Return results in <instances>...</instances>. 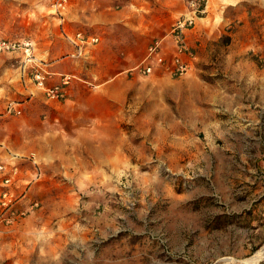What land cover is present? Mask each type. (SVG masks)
<instances>
[{
  "label": "rangeland",
  "instance_id": "374dc122",
  "mask_svg": "<svg viewBox=\"0 0 264 264\" xmlns=\"http://www.w3.org/2000/svg\"><path fill=\"white\" fill-rule=\"evenodd\" d=\"M200 1L194 58L172 77L135 67L154 39L169 57L183 0H70L61 16L54 0H0L3 20L19 11L0 39L31 41L48 84L76 77L57 106L37 91L4 110L25 176L0 184V264H222L264 248V0ZM47 6L49 26L23 21ZM51 17L97 44L75 59ZM0 59L1 89H38L20 52Z\"/></svg>",
  "mask_w": 264,
  "mask_h": 264
},
{
  "label": "built area",
  "instance_id": "2783aa9c",
  "mask_svg": "<svg viewBox=\"0 0 264 264\" xmlns=\"http://www.w3.org/2000/svg\"><path fill=\"white\" fill-rule=\"evenodd\" d=\"M183 1L186 4V11L172 23L169 32L173 44L172 49L168 51L169 57L166 56L167 51L162 40L154 39L147 47L146 62L140 67H135L139 74L149 75L159 68L160 70L166 71L172 77H180L190 68L194 55L187 44V32L193 28L194 19L197 17V14L202 12V4L200 0ZM69 2L70 0H54L52 3L54 12L61 16L62 11L66 9ZM65 38L74 45L75 52L71 55L75 57L81 55L86 45H93L98 42V37L85 35L81 31L76 32L73 36L65 33ZM15 52H20L24 66L31 69V71L25 72L30 74V80L42 91L46 100L61 101L67 98L71 84L76 78L75 75L69 73L60 74L56 81L48 84L51 73L47 70L37 68V60L34 57L31 41L0 39V55ZM19 105L18 101L9 102L5 112L10 114ZM0 169H4L3 164H0Z\"/></svg>",
  "mask_w": 264,
  "mask_h": 264
},
{
  "label": "crops",
  "instance_id": "0c3cea01",
  "mask_svg": "<svg viewBox=\"0 0 264 264\" xmlns=\"http://www.w3.org/2000/svg\"><path fill=\"white\" fill-rule=\"evenodd\" d=\"M16 8V7H15ZM45 12V13H44ZM52 12V9L50 10L49 7L47 6V11H45L43 8L40 7H35L32 8L31 10H23L22 12H20L21 15L24 16L23 21H25V23H30L34 21V18L37 20H39L40 18V22L47 24L48 26L51 24L49 23V18H45V16H48ZM48 14V15H47ZM16 15H19V11L17 9L11 11L10 13V17L5 18L4 20L0 17V28L4 27L1 25V23L3 22L5 25L7 24H13L14 22L18 21V18L16 17ZM50 17V16H49ZM54 20V25L57 26V31L59 33V35H61L63 38H65V26L63 21L61 22L60 19H56L54 17H51ZM200 19H203V17H198L195 23V26L193 28L194 30V35L190 36V41L193 42L194 40L198 39L197 37L200 35V30L201 29V24L202 21H199ZM46 30H49V28H47ZM66 39V38H65ZM67 40V39H66ZM97 44V43H96ZM2 55V54H1ZM71 55L69 54V57ZM75 59H77V57H75ZM0 64H1V59H0ZM76 90V89H75ZM37 91H39L41 93V99L43 98L45 100V102H50L47 104H51L53 103V106H57V103H61V102H54V101H48L44 98L43 93L39 90V89H1L0 87V132L2 131L3 126L8 125V123L14 119H16V116H9L6 115L4 113L5 107L8 103L9 100H13L15 99L17 96L21 97L20 95H24L27 96L25 97L26 100H24L22 103H19L21 105L26 106L28 105H32L31 103V99H33V95L32 96H28L26 95L27 92H32L33 94H39ZM73 89H70V93L73 92ZM21 93V94H19ZM19 102V101H18ZM63 105V104H62ZM27 110V109H26ZM16 117V118H15ZM20 117V116H18ZM28 116H26V121H28ZM42 122H47V121H42ZM48 123V122H47ZM28 126V123H27ZM44 127V124H43ZM50 125L48 123V125H45V129L46 130H42L41 136L42 138H49V131ZM37 135L35 133L34 129H27L26 130V139L30 138V141H34V136ZM39 136V134H38ZM47 136V137H46ZM13 146H12V140L11 138H9L8 135H1L0 134V164L4 165V169H0V184L3 185H9L10 184H14L15 186H21V182H23L24 180V176L25 174L17 167L12 165V163L16 162V153H13ZM15 160V161H12ZM9 168L13 171H7L9 170Z\"/></svg>",
  "mask_w": 264,
  "mask_h": 264
},
{
  "label": "bare ground",
  "instance_id": "6f19581e",
  "mask_svg": "<svg viewBox=\"0 0 264 264\" xmlns=\"http://www.w3.org/2000/svg\"><path fill=\"white\" fill-rule=\"evenodd\" d=\"M263 258H264V248L259 249L256 252H254L252 255L241 259L226 257L224 258L222 264H255L256 262H258Z\"/></svg>",
  "mask_w": 264,
  "mask_h": 264
},
{
  "label": "trees",
  "instance_id": "16d2710c",
  "mask_svg": "<svg viewBox=\"0 0 264 264\" xmlns=\"http://www.w3.org/2000/svg\"><path fill=\"white\" fill-rule=\"evenodd\" d=\"M264 264V263H263Z\"/></svg>",
  "mask_w": 264,
  "mask_h": 264
}]
</instances>
